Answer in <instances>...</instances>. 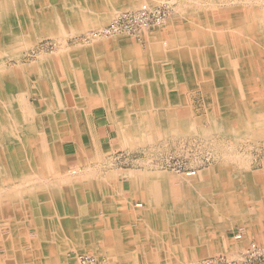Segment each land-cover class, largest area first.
<instances>
[{
  "label": "bare ground",
  "instance_id": "obj_1",
  "mask_svg": "<svg viewBox=\"0 0 264 264\" xmlns=\"http://www.w3.org/2000/svg\"><path fill=\"white\" fill-rule=\"evenodd\" d=\"M82 9L77 0H0V210L41 211L45 202L39 199L40 194L53 195L52 208L59 213L56 211L49 221L57 226V248L63 259L82 245L83 236L95 238L90 231L83 233V221L91 218L81 215L84 202L77 187L86 185L89 177L85 176L95 174L91 167L107 147L90 133L92 158L88 159L87 152L78 148L79 165L64 171L63 144L72 142L77 147L80 143L72 125L74 109L80 107L84 112L104 106L114 124V149L144 146L163 134L176 137L201 132L206 136L205 129L199 127L203 120L190 118L183 97L189 78L205 75L217 88L216 99L208 105L211 131L230 133L232 138L246 142L264 139V9L239 5L173 16L166 27L170 31L167 36L158 29L147 35L152 36L148 39L156 35L158 40L151 41L145 51L135 41L117 35L76 50L66 51L63 46L54 58L42 56L26 66L10 68L4 63L19 59L23 51L42 38L65 40L67 35L87 33L99 26L94 12ZM87 35L94 40L102 38L93 32ZM25 99L36 100L42 113L37 112L34 104L30 110ZM78 101L83 104L78 105ZM83 172L85 176L79 175ZM140 172L126 173L128 188L135 198L134 207L143 213L142 221L154 228L159 237L169 236L170 232L184 236L191 225L212 223V205H207L204 214V209L194 205L197 199L194 204L178 201V195L190 201L187 195L202 187L195 180L204 172L192 178L186 176L184 190L163 180L167 177L163 173ZM205 173L228 182L209 185L208 195L224 194L223 213L235 218L239 214L237 209L232 212L233 195L243 192V201L248 200L253 179H264V169L249 175L248 171L236 174L215 166ZM57 174L62 180L43 186L41 178ZM239 176L246 180L235 181ZM117 177L109 172L105 182L114 184ZM258 188L264 191V184ZM110 198L111 207L121 203L119 197ZM246 209L244 205V213H248ZM31 221L40 228L45 219L34 214ZM173 227L176 229H170ZM112 235L108 233V239L116 238V233ZM41 236L40 231L42 240ZM90 241L87 249L94 252L99 241Z\"/></svg>",
  "mask_w": 264,
  "mask_h": 264
},
{
  "label": "crops",
  "instance_id": "obj_2",
  "mask_svg": "<svg viewBox=\"0 0 264 264\" xmlns=\"http://www.w3.org/2000/svg\"><path fill=\"white\" fill-rule=\"evenodd\" d=\"M103 1L104 2H100V4H97V6L94 4L93 11L95 12L104 11L106 12V14L115 13L123 8L134 7L139 3H141L143 0H112L113 1L112 3H110L111 1L110 2L109 1L106 2L105 0ZM148 1L151 2L157 0H148ZM162 32H165L167 36L168 28H166ZM147 35H145L144 37L145 47L149 45L151 41L154 42L158 40L157 38H155L156 35H153L154 38L152 39H148V37H152V36L147 37ZM189 85L197 86V90L203 96L202 97L203 99L204 97L207 98L208 96H210L208 98L213 99L214 97L212 96V93L216 95L215 93L217 92L216 84L214 83V81L210 80L205 75H201L199 78L195 76H193V78H189L188 84L186 85V89H184L183 97L186 91L189 89ZM208 85L212 86V90L210 89L211 87H208ZM208 88L210 89V91H208L209 90ZM76 103L78 105H82L83 101L82 102L78 101ZM80 110L81 109L79 107L78 109H74L73 111L74 113L72 112L73 113L72 125L74 127V130L80 136V143L77 145V147L72 142L71 144L67 143L70 145L69 146L70 148L67 150H70L69 154L71 153L70 155H72L73 159L69 160L67 159V157H65L64 162L66 164L69 162L68 164H71L70 168L79 165L78 157H77L78 148H80V150H85L87 153H89L90 133L95 134V136L98 138V142L104 143L105 140L108 139V137H110L109 134L114 132V129L112 128L114 126L112 122L109 120L107 111L104 106H96L93 108H88L84 112ZM189 116L193 120L190 113ZM69 154L67 153L66 155ZM90 158L92 157L90 156L88 159ZM80 169L85 170V168L83 167H80ZM93 171L96 175L93 174L91 175V177L85 176L86 173L84 174V172L83 174H79L85 177H89L85 180L86 185L83 184L77 187L78 188L77 191L79 192L84 202V204L82 203L83 206L88 203V206L91 205V207H93L90 210L93 212L96 211L94 207L96 202L89 199L93 197L95 198L97 191H100V193L102 191L111 192L112 188H116L117 191L120 193L118 197L121 200V203L115 204L114 206L111 207L110 206L111 203L108 200H107L108 203L107 201L104 202V207L101 210V212H103L104 225H100L99 223L98 225H96L95 215L86 214L88 219L91 218L88 220V223L91 224H89L90 225L89 226L88 224L84 223L83 226L84 227L89 226L90 227L89 229H92L90 230V232H93V230H96L97 228L100 227L99 229L102 230L100 231L101 234L102 235L104 234L103 245L104 246L106 245V247L107 246L111 247L110 253L113 252L112 248L114 247H115L114 249H116L114 251L119 250L120 251L119 255H121L122 258L124 259L127 257L128 251L135 253V259L133 258L135 261L132 262V264H181L182 261L186 262L192 259L193 257H197V256L200 257L210 252L214 253L221 251L223 249L224 242H227V240L232 239L231 236L237 232H241L244 237L247 236L251 237L252 235H255V237L259 240H261V238L264 239V233H258V231L256 232V229L264 230V223H263L264 191H259L260 189L258 188L259 185L264 184L263 178H258V179L252 178L253 181L252 184L249 185V190H252L250 196L253 199H251V197L248 196L249 197L248 200L243 201L244 197L246 196L243 194V192L237 191V193L233 195V201L231 206L232 208L234 206L235 209H232V212H236L237 209L239 218H235L233 216L232 222L235 223H231L232 225L230 226V228L229 227L225 228L224 220H223V216H224L223 202L225 201L224 194L220 193L219 195L216 194L217 195L216 196L215 194L210 193V195H208V191H209L208 186L212 185V183L209 184L208 182L219 181L224 179L219 177L212 178L211 175H208L206 173L200 174L201 176L199 175L200 178H198L197 181L195 180V184L196 185L199 184L202 187L198 191L196 190L195 192H189L187 196L190 198V201H187L186 197H184L185 199H183V197H181L180 195H178L179 196L178 201L182 203L191 202L192 204H194L197 199V204L194 205H196V208L204 209L203 211L204 214L207 211V205L208 204L212 205L214 208L211 210L213 214L210 215L213 220L212 223H201L197 225H191L189 226L190 230L186 231L184 233V236H177L174 234V232L173 233L170 232L169 236L159 237V233L155 231L154 228H150L149 226H146V224L142 221L143 213H140V210L134 207L133 204L135 198H133L132 192L127 186V182H128L127 177L125 182L122 181L123 183L122 182L120 183L117 179V181H114V184L109 183L108 185L107 182H105L106 174L97 173L95 168L93 169ZM251 173L252 172H248L249 175ZM51 176L49 177L45 175L43 178L40 179L42 182H44L43 186H49V184H54V182L56 183L62 180V178L58 177V174ZM163 180H171L173 187L179 188V190H184L185 179L177 178L175 180L174 179H163ZM245 180L246 179L241 178V176L235 178V181L241 182ZM261 180L262 183L259 184V181ZM175 181L177 183H173ZM97 182L99 183L97 184ZM239 186H241V183L239 184ZM252 193L254 194L253 196ZM111 196L114 195H109V197ZM52 198L53 195L48 196L47 193L40 194L39 199L45 202V206L42 207L41 211H31L28 209L0 210V264H63L62 254L59 253L60 251H58L57 248L59 244V238L57 237L58 229L56 228L57 226L50 223L51 220L49 221V218H52V216L59 211L57 208L56 210L55 208H52V202L54 201V199ZM213 199L215 200V202ZM244 205L248 208V210L246 209L248 213L243 212ZM83 210L85 212L90 213V210L88 208L87 209L84 208ZM34 214H36L37 216L42 215V218L45 219V222L42 224V226H40L41 229L38 228L37 224L34 221H31L32 218H34ZM217 223L219 225L223 223V225L219 226L217 225ZM139 229L141 230L139 231ZM170 229H176V227ZM263 230L261 231L263 232ZM40 231L43 234V236H41L42 240L39 237ZM108 233L109 235H111V233L113 235L114 233H116L115 239L117 240L115 241L113 237H111V240L108 239ZM88 237L89 236H86L85 238L92 240L95 239ZM22 244L25 245L22 249L17 248L19 245ZM99 259H103L104 261H106L105 257ZM109 259H112V254H109Z\"/></svg>",
  "mask_w": 264,
  "mask_h": 264
},
{
  "label": "rangeland",
  "instance_id": "obj_3",
  "mask_svg": "<svg viewBox=\"0 0 264 264\" xmlns=\"http://www.w3.org/2000/svg\"><path fill=\"white\" fill-rule=\"evenodd\" d=\"M77 1L79 4V7L83 8L82 9L83 12H85L88 9L93 11L94 4L97 6V4H100V2H104L103 0H77ZM105 1L106 2L111 1L110 3L113 2L112 0H105ZM142 5L147 6L149 8L165 7L167 10V15H166L167 19L165 18L166 21L160 26H152L149 28H145L144 30H140L136 34H128V35L119 34L118 36H124L130 40L135 41L136 43H138L140 49L145 50L146 48L145 42H144L145 35L152 34L157 29L159 31H164L166 27L168 26L169 20L173 16H183V15H186V13H188L191 10H194L196 12L206 13L210 11L214 12L221 7L226 8L230 6H239V5H247V6L255 5V6H258V8H261V10H263L264 0H162V1L157 0V1H151V2L148 0H143L141 3H139L138 5L134 7L123 8L115 13L106 14V12L104 11H98V12L93 11L95 16L97 17V20L99 21V26L97 25L95 26V28L92 27L91 29L88 30L87 33H78V34L69 35V36L67 35L65 37V40L64 38L63 39L62 38L57 39V38H51V37H46L47 39L42 38L38 40L33 46L23 51L22 52L23 55L19 59L7 60L4 63L10 68L18 66V65L26 66V65L35 63L37 59L42 56L49 57L50 59L54 58L55 56H57L58 50L63 48V46L65 47V49H67L66 51H71V50L78 49V47L83 48V47L91 46L94 41H105V40L111 39L112 37H115L117 35L107 36L106 38L102 37L98 40H94V38L93 39L89 38L88 37L89 35L87 34L89 33L92 34V32L94 33V32L100 31L101 27L107 26V24H109L110 21H112L117 15L123 12L136 11L139 8H141ZM208 87H211L210 89L212 90V86L208 85ZM210 89L208 91H210ZM212 96L214 97L213 99H216L215 98L216 95H214V93H212ZM202 97L203 96L197 90V86L189 85V89L184 94V101L186 103V107L189 113L191 114L193 120H203V122L200 124L199 127L203 131L205 129L204 132L207 134L206 136L201 134V132H194V133L191 132L188 134L184 133V135L179 134L176 137L163 134V135H158V137L156 138V141L149 142L144 146L142 145L136 148L116 147L114 149L112 146L115 143L114 141L115 132H112L111 134H109L110 137H108V139H106L104 143L102 142L107 147L105 148V151H103V154L99 157V159H97L98 161H96V165L92 166L91 168H95L97 173L98 172L103 173V174H107L109 172L116 173V176H118L117 179L120 183L122 181L125 182V179L127 177L126 173L128 171H131V172L141 171L140 173L160 172L167 176L166 179L168 178L169 179H177V178L186 179L185 178L186 173L188 172L195 173L194 176H191L188 178L196 177L199 174V172L205 173L207 172V170L209 171V169L215 166H220L223 171H224V168H225V171L231 170L236 174L237 173L239 174L242 171H245V172L248 171L252 173H259L260 171H262L264 169V166H262L264 165V139H258L256 141L248 140V142H246V139L245 140L243 139L242 141L240 139L232 138L230 136V133L229 135H227L222 132L219 133L216 131H211L209 127V123H208V107L207 106L209 105L210 101L213 99L208 98L210 96H208L207 98L204 97V99ZM24 102L26 103L27 107L30 110H33V104L37 106L36 100H33V99L31 100L25 99ZM35 108L37 109L38 113L39 112L42 113L43 108H38V106ZM73 113H72V116H73ZM112 124H111V127H112ZM112 128L114 129V127ZM69 146H70L69 144H63V147H64L63 153L65 157H67V159L72 160L73 157L70 155L71 153L69 154L70 150H67L70 148ZM65 150H66V153H65ZM59 152H61V149L59 150ZM67 153L69 154V156L66 155ZM90 155L91 153H87V156L90 157ZM61 156L63 158L62 153H61ZM233 159L235 160L233 161ZM68 163L67 164L65 163L66 165L63 164L64 169H65L64 171L66 172L70 171L71 164H68ZM33 167L35 166L33 165ZM98 183L99 182H97V184ZM175 183L177 182L175 181ZM210 183L218 184L220 186L228 184L226 180L210 181ZM112 194L115 197H118L120 193L117 191L116 188H112L111 192L102 191L100 193V191H97L96 197L89 199V200H93L94 202H97L94 205L96 211L94 212L91 211L90 209H92L93 207H91V205L88 206V203H87L83 207L86 209L88 208L90 210V213L85 212L84 210L82 211V213L85 216L86 214L95 215L96 217L95 224L98 225L99 223L100 225H104L103 223L104 217H103V212H101V210L104 207V202L107 200L109 201L111 199L108 196ZM223 217L225 221L224 222L225 228L230 227L231 223H235V222H232V218H233L232 214H224ZM83 222H85V224H88V225L91 224V223H88L87 220ZM82 228H83L82 230L84 234H87L88 231L92 230V229H89L90 227L85 228L84 226H82ZM261 230L263 229H256V232L258 231V233H264V230L263 232ZM100 231L102 230L97 228L96 230H93L92 232V234L93 233L95 234L94 235L95 239L93 241L94 242L99 241V243H96L95 245L97 248L94 252L88 251L87 248L91 245L89 244L91 242H88L90 239H86L83 236L81 239L82 241H80V242H83V244L81 243L82 245H80V247H76L75 249H73V251L68 253V258L67 257L65 259L62 258L63 259L62 263L63 264H66V263L77 264V258L81 254L92 255V256L94 255V256H97L96 258L98 259L105 257L106 261H104L103 259H99L102 262H104V264H123V263L132 264V262L135 261L134 260L135 253L130 252V251H128L127 257L125 259L122 258L121 255H119V251H114L116 250L114 249L115 247L112 248L113 252L110 253L111 247L110 246L106 247V245L105 246L103 245L104 244L102 242L103 236H100L101 234ZM235 234L231 236L232 239L227 240V242H224L223 249L221 251L214 252V253L210 252L200 257L198 256L193 257L192 259L186 262L182 261L181 264H197V262L200 261V259L202 260V258L205 259L208 257H212L214 256V254L215 256L217 254L233 256V255H236L237 252H239L241 249L245 248L249 242H253L256 244H264V239L261 238V240H259L255 237V235H252L251 237L243 236L242 241L237 242L233 239V236ZM24 246L25 245L22 244V245H19L17 248L22 249ZM109 254H112V259H109ZM123 259L127 261L128 263H126Z\"/></svg>",
  "mask_w": 264,
  "mask_h": 264
},
{
  "label": "built area",
  "instance_id": "obj_4",
  "mask_svg": "<svg viewBox=\"0 0 264 264\" xmlns=\"http://www.w3.org/2000/svg\"><path fill=\"white\" fill-rule=\"evenodd\" d=\"M166 15L167 10L165 7L149 8L142 6L136 11L123 12L117 15L100 32H94L93 34L98 37L136 34L145 28L163 24ZM193 175H195L194 172L186 173V176L191 177ZM233 239L240 242L243 239V234L237 232ZM77 264H104V262L95 256L81 254L77 258ZM197 264H264V244L249 242L236 255H216L202 259Z\"/></svg>",
  "mask_w": 264,
  "mask_h": 264
}]
</instances>
